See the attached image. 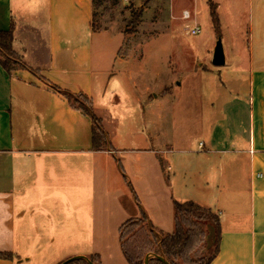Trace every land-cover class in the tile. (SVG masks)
Masks as SVG:
<instances>
[{"label": "crops", "instance_id": "1", "mask_svg": "<svg viewBox=\"0 0 264 264\" xmlns=\"http://www.w3.org/2000/svg\"><path fill=\"white\" fill-rule=\"evenodd\" d=\"M29 6L39 7L42 21L14 17L13 10ZM92 12L91 0H0V31L12 28V50L39 72L7 74L0 65V252L12 256L0 264L30 262L43 243L61 251L56 264L90 255L101 264H128L120 226L144 213L154 232L170 233L174 201H193L218 215L219 251L211 264H264V38L259 54L248 45L246 78L234 79L236 91L191 151L190 134L176 127L173 88L180 84H151L158 71L148 65L145 40L139 53L133 46L123 51V32L95 31ZM173 55L175 68L190 69L180 52ZM196 66L194 73L211 72ZM52 85L91 100L111 151L92 150L90 118ZM120 89L140 108L139 147L121 148L116 119L103 102ZM238 164L245 174L241 199Z\"/></svg>", "mask_w": 264, "mask_h": 264}, {"label": "rangeland", "instance_id": "2", "mask_svg": "<svg viewBox=\"0 0 264 264\" xmlns=\"http://www.w3.org/2000/svg\"><path fill=\"white\" fill-rule=\"evenodd\" d=\"M97 1L99 4L94 7V11L97 13L98 23L101 27L107 26L123 32L127 42L123 51L128 52L133 46L134 51L139 53L140 50H137L136 47H140V42L145 40L146 44L143 47L147 49H143V51H146L149 57L148 65L157 67L158 71L156 81H154V77H149L152 79L151 84L154 82L166 83L171 79L175 81V84H180L179 90L176 87L173 88L176 98L174 100L178 102L175 117L176 120H180L176 123V127L180 128L179 133L190 134L189 149L196 151L198 142L207 138L210 126L218 116L220 103L227 100L230 94L233 95V90L236 91L234 79L237 77L246 78L250 68L248 45L251 43L254 47L253 51L257 54L261 53L262 48L258 43L261 42L260 39L264 38V0ZM209 3L216 6L220 24L219 33L214 30L209 13ZM141 7H143V12L139 21L131 23L133 21L132 13ZM25 9L21 13L13 10L14 17L17 19L22 15L28 22L34 20L39 23L43 20L41 12L38 11L39 7L29 6ZM185 10L190 14L187 19L182 17ZM194 26L199 27L200 33L190 35L188 31ZM218 34L221 36L226 58L225 64L222 66H214L211 63L212 51ZM166 36L172 37V40L163 38ZM164 47L165 49H163ZM168 52H173V54L180 52V59L186 64L189 63L190 69L175 68L173 61L177 56L172 54L171 57H168ZM231 53L235 54L234 59ZM169 59L171 62L167 65H169V69L173 70L171 73L165 65ZM194 65L195 67L198 65L201 71L202 68H210L211 72L194 73L192 70ZM224 85L226 88L223 87ZM119 87L124 86L120 85ZM103 102L107 106L108 115L116 119L114 126L115 128L118 126L117 132L121 135V140H119L121 148L130 143L134 147L141 146V138L144 133L142 134L140 131L136 115V111L140 108L133 105L130 93L124 89L117 90L115 93L110 92L109 101ZM170 123L172 127L173 124L171 121ZM162 126L167 128L168 132L171 131L168 124ZM158 127V132H160V123ZM243 168L241 164H238L237 191L239 199L244 194V189H241L243 181L245 182ZM215 172L217 171L213 170L214 174ZM58 250L55 245L48 244L46 246L43 243L40 251L33 252V259L22 264H56L62 254Z\"/></svg>", "mask_w": 264, "mask_h": 264}, {"label": "trees", "instance_id": "3", "mask_svg": "<svg viewBox=\"0 0 264 264\" xmlns=\"http://www.w3.org/2000/svg\"><path fill=\"white\" fill-rule=\"evenodd\" d=\"M91 2L93 5L91 25L97 31L101 29V26L98 23L94 7L99 3L97 0H91ZM142 12L143 7L133 12L131 23L138 22ZM209 13L214 30L219 33V18L213 3H209ZM12 39V28L0 31L1 67L7 74L17 69H28L38 75V70L27 67L12 50ZM51 87L61 93L73 109L90 118L92 150L111 151L107 133L102 128L99 117L93 112L91 100L82 94H72L54 85ZM153 230L152 226H148L144 213L141 218H129L120 226V247L128 264H144L147 254L153 255L148 259V264H163L158 257H163L168 264H211L218 254L221 233L219 217L211 209L193 201L173 202L172 232L159 233ZM11 258L10 253L0 252V259ZM87 259L94 264H101L96 255H90ZM68 262L88 264L83 259Z\"/></svg>", "mask_w": 264, "mask_h": 264}, {"label": "water", "instance_id": "4", "mask_svg": "<svg viewBox=\"0 0 264 264\" xmlns=\"http://www.w3.org/2000/svg\"><path fill=\"white\" fill-rule=\"evenodd\" d=\"M211 63L214 66H222L225 64V54L223 51V45H222L220 34H218V36H217V39H216V42H215V45H214V48L212 51ZM150 255L153 257L152 254H150ZM158 258L161 262H163V264H168L167 261L163 257H158ZM78 259H83V260L87 261L88 264H94V263L90 262L86 257H83V256H75V257H72L65 262H68L71 260H78ZM148 259H149V255H146L144 258V264H148ZM65 262H63V263H65ZM63 263H61V264H63Z\"/></svg>", "mask_w": 264, "mask_h": 264}, {"label": "built area", "instance_id": "5", "mask_svg": "<svg viewBox=\"0 0 264 264\" xmlns=\"http://www.w3.org/2000/svg\"><path fill=\"white\" fill-rule=\"evenodd\" d=\"M182 17L184 18V19H187V18H189L190 17V14H189V12L188 11H183V13H182ZM188 33L190 34V35H197V34H199L200 33V29H199V27L198 26H194V27H192L189 31H188ZM202 143H199V147H202Z\"/></svg>", "mask_w": 264, "mask_h": 264}]
</instances>
